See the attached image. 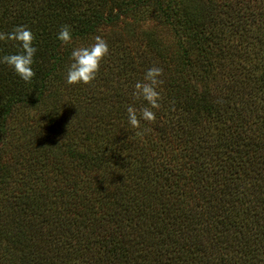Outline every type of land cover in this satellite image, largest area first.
<instances>
[{"label":"trees","instance_id":"1","mask_svg":"<svg viewBox=\"0 0 264 264\" xmlns=\"http://www.w3.org/2000/svg\"><path fill=\"white\" fill-rule=\"evenodd\" d=\"M16 25L37 52L28 83L0 64V264H264V0H0ZM96 36V78L66 84Z\"/></svg>","mask_w":264,"mask_h":264},{"label":"clouds","instance_id":"2","mask_svg":"<svg viewBox=\"0 0 264 264\" xmlns=\"http://www.w3.org/2000/svg\"><path fill=\"white\" fill-rule=\"evenodd\" d=\"M34 35L25 25H16L10 31H0V42H13L15 52L0 55V64L8 66L12 72L25 83L30 82L35 73L33 71L34 56L37 48L33 44ZM56 39L62 44L72 39L70 26L63 25L56 33ZM108 45L101 36L94 37L93 43L88 46L73 47L70 51L69 62L65 68L64 80L66 84H89L96 78L102 59L108 54ZM162 68L149 67L142 81H137L133 88V95L146 102V106L138 110L132 105L126 109L127 123L133 128H139L141 120L153 121L155 113L151 110L159 107L160 93L157 85ZM139 111V116H138Z\"/></svg>","mask_w":264,"mask_h":264}]
</instances>
